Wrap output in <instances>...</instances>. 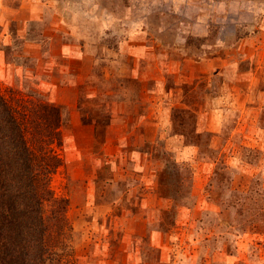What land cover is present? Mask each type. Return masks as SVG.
Masks as SVG:
<instances>
[{"label": "rangeland", "instance_id": "rangeland-1", "mask_svg": "<svg viewBox=\"0 0 264 264\" xmlns=\"http://www.w3.org/2000/svg\"><path fill=\"white\" fill-rule=\"evenodd\" d=\"M2 3L0 85L62 107L63 264H264V0Z\"/></svg>", "mask_w": 264, "mask_h": 264}, {"label": "trees", "instance_id": "trees-1", "mask_svg": "<svg viewBox=\"0 0 264 264\" xmlns=\"http://www.w3.org/2000/svg\"><path fill=\"white\" fill-rule=\"evenodd\" d=\"M62 119L61 105L0 85V264H63L74 251L70 200L51 184Z\"/></svg>", "mask_w": 264, "mask_h": 264}, {"label": "crops", "instance_id": "crops-1", "mask_svg": "<svg viewBox=\"0 0 264 264\" xmlns=\"http://www.w3.org/2000/svg\"><path fill=\"white\" fill-rule=\"evenodd\" d=\"M2 6H4L3 5V3H2V0H1V2H0V7H2ZM0 54H2V52L0 51ZM142 108V107H141ZM145 109H148V107H146ZM138 114L140 115V116H142V114H141V112L139 111V109H138ZM135 126H142V125H139V124H137V125H135ZM144 127H142V129H143ZM139 168H140V170L142 171L143 169H144V166L143 165H140L139 166Z\"/></svg>", "mask_w": 264, "mask_h": 264}]
</instances>
